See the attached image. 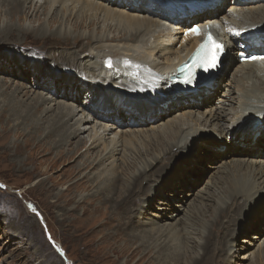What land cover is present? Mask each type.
Segmentation results:
<instances>
[{
  "label": "bare ground",
  "instance_id": "obj_1",
  "mask_svg": "<svg viewBox=\"0 0 264 264\" xmlns=\"http://www.w3.org/2000/svg\"><path fill=\"white\" fill-rule=\"evenodd\" d=\"M208 1L194 9H186L184 15L182 12H169L158 5L156 0H44L43 3L39 0H0V41L13 42L14 34L17 39H22L29 33L41 38L57 36L66 41L71 38L69 42L72 46L77 41L87 40L84 44L87 50H83V54L79 50L84 49V46L74 50L67 45H58L62 51L50 48L58 51V57L55 58L57 62L72 68L65 77L56 75L53 78L54 81L63 79L62 85L69 86L68 89L62 87L63 93L48 96L37 92L34 103L24 110L23 100L18 97L22 92L18 91L20 86L7 93V88L10 87L2 88L8 80L5 83L0 80V96H3L0 101V126L4 129L0 137L9 134L26 137L24 143L11 140L7 145L14 149L15 154L29 150L28 160L35 166L34 172L40 170L39 158L49 152L46 144L59 147L54 165L50 168L55 171L59 166H70L65 178L66 190L70 192L61 191L57 197L60 202L73 206L70 211L82 206V216L78 217L79 225L75 224L74 227L84 229L85 234L97 232L101 227H113L114 231L119 230L122 234L136 222L138 216L156 206L159 213L154 217H158H147L145 214L146 218L152 220L146 223L160 224L154 226L147 235L129 237L128 244L136 241L138 247L143 248V256H149L155 250L154 254L157 253V259L163 264H186L185 252L176 250L184 246L187 250H202L190 264H208L213 257L209 259L210 254L215 251L218 256L222 253V258L219 256L214 264H230L229 258L237 250L233 243H229L228 249L224 250L225 238L230 236V226L235 224L239 228H253L251 218L261 207L262 198L264 204V60L239 62L232 77L230 76L236 87L234 85L230 88L227 82L229 70L238 61L237 54L241 50L234 48L237 40H242L250 49L256 40L259 44H256L255 49L264 57V0ZM43 4L49 6L47 16L52 10L63 9L62 20L57 29L17 26L3 19L18 15L27 20L29 15L39 13ZM75 17H78L77 21H83L74 24L75 31L77 28L83 29L76 35L70 24H67ZM64 20L66 22L63 24ZM86 20H89L88 24H84ZM202 21H215L211 25L216 26V31L229 48L223 57L222 69L213 74L196 92L181 93L172 100L165 99L175 88L172 77L174 69L190 55L199 40L190 31L191 26L201 24ZM95 26L98 28L97 33ZM24 41L21 40L22 43ZM30 55L37 54L32 52ZM8 58L0 57L4 60H0V64L7 63ZM41 62L30 59L28 63L41 69L45 68L43 65L52 66ZM1 66L7 68L5 65ZM12 69L4 72L12 74ZM18 69L21 72L29 71L28 68ZM41 75L44 80L52 78L46 70L41 71ZM209 87L207 95L217 89L224 90L226 99L219 101L221 106H212L210 110L199 112L191 99H202L205 97L202 91ZM112 89H117L119 93ZM69 90L78 94L69 95ZM125 91H130L133 95L125 96ZM27 93L28 91H24V95ZM83 93L86 96L85 105L81 104L80 99ZM185 96L189 100L187 104L190 103L191 106L184 109V114L155 124L159 117L157 113L167 110L170 101L180 100ZM54 111L57 112L56 119L44 130L41 121L48 114L52 116ZM40 112L41 116L44 114L42 118L38 115ZM256 120L257 124L253 123ZM147 123L151 126H147ZM212 132H218L222 138L216 149H220L221 155L230 158L221 164L219 162L212 165L217 174L218 171L222 172L219 180L208 181L196 193L191 190L186 194L182 193L183 195L163 194V181L172 178L169 173L171 170L178 171L179 164L175 159L207 145L205 137ZM151 140H155L157 144L149 148ZM225 143L230 144L231 151L224 152L227 148ZM84 147L86 149L82 151ZM91 150L96 151L91 153ZM133 152L138 156L135 159L130 157ZM237 155L242 159L236 158ZM136 159L140 160L133 165L136 169L131 171L130 165ZM46 178L38 182L45 186L48 181ZM55 185L57 184H53ZM82 190L90 192L77 195ZM157 196L161 197L159 201ZM193 196L200 198L194 208ZM184 197V204L173 203ZM137 198L138 204L135 203ZM155 199L158 204H155ZM212 204L213 218L204 232L206 226L203 224V227H197L195 220L197 221L200 211L211 210ZM176 205L178 208H175ZM253 206L258 208L255 210ZM213 230H219L222 234L218 235ZM237 232L238 229L228 240L237 239ZM202 233L204 236L200 242L198 236ZM125 245L128 252V246L131 245ZM225 251L229 258L223 253ZM261 254V259H264V248L254 254L255 261ZM241 257L242 255L238 258ZM220 259L221 263H218Z\"/></svg>",
  "mask_w": 264,
  "mask_h": 264
},
{
  "label": "rangeland",
  "instance_id": "obj_2",
  "mask_svg": "<svg viewBox=\"0 0 264 264\" xmlns=\"http://www.w3.org/2000/svg\"><path fill=\"white\" fill-rule=\"evenodd\" d=\"M39 1L40 3H43L44 0ZM48 8V4H43L40 12L36 15L34 14L33 16L29 15L27 20L22 17L20 18L18 15H14L15 17L13 16L12 18L4 17L3 19L4 21L8 20L12 23H15L17 26L25 25L33 28L45 26L49 30L57 29L62 20L61 16L63 14V9L57 8V10L55 11L52 10L47 16ZM58 13L59 16H57ZM57 17L60 20L57 19ZM77 19L78 17H75L73 18V20L71 19L67 23L70 24L71 30L75 32V35L76 33L83 30L82 28H77V30L75 31L74 24L83 22L81 21V19H79L78 21ZM65 22L66 21L64 20L63 24ZM88 23L89 20H86L84 24ZM97 31L98 28L97 26H95V32L97 33ZM87 33H89V29H87ZM113 34L115 33H112V35ZM22 39L25 40L23 43L21 42ZM22 39H17L14 34L12 39L13 42L0 41V57H9L7 63L2 62L0 64V80L2 79L4 83L8 80L5 87L2 88L6 89L7 86H9L10 88H7V93L15 90V87L17 88V86H20V90L18 91L22 92L19 94V96L17 94L16 96L19 97V100H23V109L25 110L26 107H28L32 102L34 103L33 99L36 100L37 92H41L44 95L47 94L48 96H51L60 94L61 92L63 93L62 87L68 89L69 86L67 84V86L62 85L63 79H58L55 81L53 79L56 75L60 78L65 77L66 73L72 70V68L64 66L60 62H57L55 60V58L58 57V51H62V49L58 47H64V45H67L68 47H72V49L76 50L81 48V46H84V44L87 43V40L77 41L72 46V43L69 42L71 41V38L66 41L65 39L61 40L57 36L41 38L29 33ZM52 47H54L55 50H59L55 51L54 48L50 49ZM83 50L85 51L87 50V48L85 47L84 49L79 50L81 54H83ZM32 52L36 53L37 55H30ZM30 59L37 63H40L44 59V62H41V64L52 65L54 68L52 66L45 65L43 66L45 68L47 67L46 69H41L37 66H30L28 63ZM1 65H5L7 66V68L2 67ZM238 65L239 63L235 62L229 70V77L227 76V82H229L230 88H233L234 85L236 87V83L233 82V79L231 77ZM18 67H22L24 68V70L28 68L29 71L21 72ZM11 68H13L12 70H14L12 74L4 72V70ZM45 70L52 78H46L45 80L43 79L41 71L44 72ZM82 85L84 86L85 83H83ZM75 86L76 85H73V87ZM74 90L67 91V94H78L76 92H73ZM112 90L115 93H119L117 89ZM209 90L210 87L207 90L205 89L204 91H202L203 95L205 96L202 97V99H191L193 100V102H195L196 109L199 110V112H205L208 109L210 110L212 106L217 107L218 105H220V100L226 99L224 97V90L218 91L219 89H217V91H213L210 95H207ZM24 91H28V93L24 95ZM55 91H57V93H53ZM176 91H170L168 96H165V99L172 100L176 99L181 93L188 94L184 93V91ZM82 95L83 96L80 97L81 104L85 105L86 96L84 93ZM124 95L129 96L133 94L130 91H125ZM233 95L236 94L234 93ZM186 98L188 97L185 96L180 100L170 101V105L167 110H163L159 113L156 112L159 117L155 121V124H161L162 121V123H164L165 121L169 120V118L173 119L175 116L184 114V109L191 106L190 103L187 104L189 100H186ZM2 99L3 96H0V101ZM59 100L65 101L63 99ZM86 112L89 113L90 116H92L89 111ZM40 114L41 112L38 113L39 116H41ZM52 114V116L48 114L41 121L44 130L50 125V122L56 119L57 112L54 111L52 112ZM80 115L81 112L79 113V116ZM43 116H41V118ZM79 116H76V118ZM126 121L127 123L129 122V120ZM253 123L257 124V120ZM147 124V126H151L150 123ZM2 132L4 133V129L0 126V134H2ZM85 135H87V132L85 133ZM11 136L12 134H9V136L5 135V137L4 135H2V137H0V264H163L157 259V253L154 254L155 250L152 253L150 252L148 254L149 256H143V248L138 247L136 241L131 242L133 244H128V241L130 239L129 237H132L134 235H147L154 226L160 224L146 223L147 221L151 220V218H146L145 214L147 215V217H158H154L159 213V210L156 208V206L148 209L146 213H142L140 216H138L136 218V222L125 229L122 234L119 233V230L114 231L113 227L109 229L101 227L102 232L98 229L97 232H93L90 235L85 234L83 233L85 232L84 229L78 230L76 229L77 227H74L75 224L76 226L79 225L80 220L78 219V217L80 218L82 216V206L79 209L77 208V210L70 211L69 209L73 208V206L66 205L65 203H63V201L60 202L57 197V194L61 191L70 192L69 190H66L67 185L65 184V178L69 173L68 169H70V166L62 165L57 167L55 171L50 168V166L54 165V159L57 157L56 152L59 150V147H51V144H46V148L48 147L47 149L49 150V152H45L46 154L44 153L43 156L39 158L38 162L40 170L38 171V173L34 172L35 166L30 164L28 160L29 150L22 151L23 153L21 152L15 154L13 151L14 149L11 147L9 148V145H7L11 142V140L19 143H24V139H26V137L24 138L22 136ZM205 141H207V145L197 147L193 153L186 154L184 155V157L182 156L175 159L176 163L179 164L178 171L174 172L173 170H171L169 173H171L172 178L169 181H163V188H161L163 194L176 193L178 195H181L182 193L186 194L191 190L192 193H196L201 188H204L208 181L212 179L216 181L219 180L222 172L218 171L217 174L216 168H212V165H217L219 162V164H221L224 160L226 161L230 158L221 155L219 152L220 149H216V145H218V142H222V138L220 137L218 132L207 134L205 137ZM89 144L90 142L88 143V145ZM156 144L157 143L155 140H151V145L148 147L150 148L151 146H156ZM225 145H227V148L224 149V152L226 150H232V147L230 148V144L225 143ZM85 149L86 148L84 147L82 151H85ZM92 151L95 153L96 150H91V153ZM9 152L10 154L7 155V153ZM133 153L130 157L133 159L137 158L138 156L136 155V152ZM236 158L242 159L240 155H237ZM137 160L140 159H136V161L134 160L135 162L130 165L131 171L134 170L135 166L133 165L137 163ZM56 164L57 163H55V165ZM71 164L72 166L74 165V163ZM65 172L66 175L64 174ZM150 173H152V175L154 174V172ZM45 176L48 178H46ZM42 178L48 179L45 186H42L41 182H38ZM53 184L57 185L53 186ZM181 189H183L184 191H182ZM220 190L222 191V189ZM72 192H74V190ZM72 192L70 194H66H69L68 196L70 197ZM78 192L77 195H79L80 193L86 195L90 191H86L87 193L83 192V190ZM211 192L216 194V192H213V190H211ZM189 197L191 198L192 196ZM193 197H195V204L193 205L194 208L200 201V198H198L197 196ZM65 198L66 197L64 196L63 199ZM157 198L158 201L161 199L160 196H157ZM179 198H181V196ZM184 199L185 197L182 200L179 199V201H173V203H179L180 205H182L184 204ZM262 200L263 198L261 199V207L251 218L253 228H239V226L235 224L230 226V230L228 232L230 238L232 237L231 234H234L238 229L236 236L237 239L229 241V237H226L224 241V250L228 249L229 243H233V246L235 247V249H237L236 252H234L233 255L230 256V258L227 257L229 254L226 251L223 252L226 257L230 259V264H264V259H261L263 257V254H261L260 258H258L257 261H255L254 257L255 253L258 254L264 248V204H262ZM138 201L139 198L135 199L136 204H138ZM158 201L157 199H155V204H158ZM208 202L209 201H207V203ZM178 205H176L175 208H178ZM212 205L213 207L210 208L211 210L200 211V215L197 218V221L195 220V225L197 227H203V224L204 226H206L204 228V232L206 231L208 224L213 218L212 211L214 208V204ZM139 207L142 208V206ZM185 207L187 208L188 204H186ZM253 207L255 210L258 208L255 206ZM136 212L138 213V210ZM253 213L254 212H252V214ZM213 231L218 235L222 234L219 230ZM203 236L204 233L198 236V240L200 242H202ZM125 239L127 240V242ZM125 244L131 245V247H133L134 249L128 246L130 249H128L127 252L126 248L124 247ZM182 246H184V244H182ZM238 248H241V250H238ZM179 249H181L182 252H185L186 259H183L185 260L186 264H190L191 261L195 257H197V255L202 253V250L200 249L193 248L191 250H187L185 246L184 248H178L176 250L180 251ZM240 255H242V257L238 258ZM219 256L220 258H222V253L219 254ZM219 256L216 251L213 254L211 253L209 259H211V257L212 259L208 264H214L219 259ZM146 257L148 259H146ZM221 260L222 259H220L218 263H221Z\"/></svg>",
  "mask_w": 264,
  "mask_h": 264
},
{
  "label": "snow or ice",
  "instance_id": "obj_3",
  "mask_svg": "<svg viewBox=\"0 0 264 264\" xmlns=\"http://www.w3.org/2000/svg\"><path fill=\"white\" fill-rule=\"evenodd\" d=\"M191 32L200 35L201 29L199 26L191 28ZM224 45L219 42L213 35L211 30L208 31L204 43L198 49L195 58V66L202 68L204 71H209L215 69L219 66L220 56L223 54ZM252 60H264V57H249ZM109 66L111 67V61H109ZM193 78V73L189 71L185 83H191Z\"/></svg>",
  "mask_w": 264,
  "mask_h": 264
},
{
  "label": "water",
  "instance_id": "obj_4",
  "mask_svg": "<svg viewBox=\"0 0 264 264\" xmlns=\"http://www.w3.org/2000/svg\"><path fill=\"white\" fill-rule=\"evenodd\" d=\"M205 82H206V80L201 81L200 84H199V86L197 87V89L201 88L204 85ZM188 90L191 91L192 89L188 88ZM179 91H185V90L181 89Z\"/></svg>",
  "mask_w": 264,
  "mask_h": 264
}]
</instances>
